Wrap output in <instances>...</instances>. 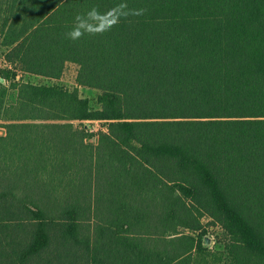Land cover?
<instances>
[{
  "label": "trees",
  "instance_id": "16d2710c",
  "mask_svg": "<svg viewBox=\"0 0 264 264\" xmlns=\"http://www.w3.org/2000/svg\"><path fill=\"white\" fill-rule=\"evenodd\" d=\"M0 61V264H264V0H0Z\"/></svg>",
  "mask_w": 264,
  "mask_h": 264
},
{
  "label": "rangeland",
  "instance_id": "374dc122",
  "mask_svg": "<svg viewBox=\"0 0 264 264\" xmlns=\"http://www.w3.org/2000/svg\"><path fill=\"white\" fill-rule=\"evenodd\" d=\"M5 67V64L0 61V69H3ZM77 74V67L73 64H68L66 71L64 73V76L61 81H51V80H45L38 77H25V82H31L34 84H60L63 85L69 89L75 88V78ZM1 82V81H0ZM2 83H5L2 82ZM80 94L85 98H90L91 100H94L97 96V92L89 89L82 88L80 89ZM17 99V92L10 93V96L8 98V103L12 104ZM74 125L76 127L82 128V125L78 124V122H74ZM90 128L94 132H99L101 130H104V124L100 122H93L92 124H88ZM5 130L3 128H0V135H3ZM94 142V139H91V142ZM202 225L207 229V236L210 240L209 244L205 243V246L209 247L212 251H216L217 249H222L221 247L225 245V243L228 241V236L226 232L221 228L220 225H210V220L207 218V216L202 218L201 221Z\"/></svg>",
  "mask_w": 264,
  "mask_h": 264
},
{
  "label": "clouds",
  "instance_id": "9594fccd",
  "mask_svg": "<svg viewBox=\"0 0 264 264\" xmlns=\"http://www.w3.org/2000/svg\"><path fill=\"white\" fill-rule=\"evenodd\" d=\"M69 35L75 39L78 35H79V31L78 30H73L69 33Z\"/></svg>",
  "mask_w": 264,
  "mask_h": 264
},
{
  "label": "water",
  "instance_id": "95a60500",
  "mask_svg": "<svg viewBox=\"0 0 264 264\" xmlns=\"http://www.w3.org/2000/svg\"><path fill=\"white\" fill-rule=\"evenodd\" d=\"M0 81L4 82V79L1 78ZM209 242H210V240L208 238H206L205 243L209 244Z\"/></svg>",
  "mask_w": 264,
  "mask_h": 264
}]
</instances>
